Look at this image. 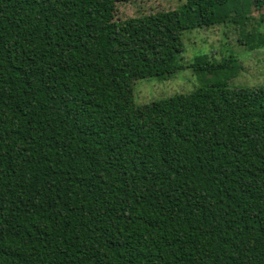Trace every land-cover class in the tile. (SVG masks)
<instances>
[{"label":"trees","instance_id":"1","mask_svg":"<svg viewBox=\"0 0 264 264\" xmlns=\"http://www.w3.org/2000/svg\"><path fill=\"white\" fill-rule=\"evenodd\" d=\"M125 1L0 0V264H264V87L134 97L227 0Z\"/></svg>","mask_w":264,"mask_h":264},{"label":"rangeland","instance_id":"2","mask_svg":"<svg viewBox=\"0 0 264 264\" xmlns=\"http://www.w3.org/2000/svg\"><path fill=\"white\" fill-rule=\"evenodd\" d=\"M227 0L218 7L222 15L214 25H202L184 14L183 50L178 54L182 68L172 77L138 79L134 97L138 105L178 93H189L218 82L230 86L264 87V0ZM185 0H131L116 3V20L138 17L158 10L180 9ZM192 15V14H191ZM196 58L204 65L222 66L216 70L195 69ZM226 64L225 67L223 65Z\"/></svg>","mask_w":264,"mask_h":264}]
</instances>
